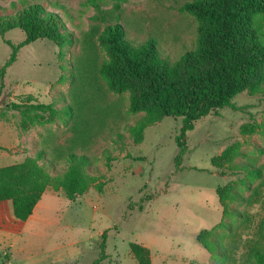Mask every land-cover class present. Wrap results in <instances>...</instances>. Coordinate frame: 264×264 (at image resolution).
Here are the masks:
<instances>
[{
    "label": "rangeland",
    "instance_id": "1",
    "mask_svg": "<svg viewBox=\"0 0 264 264\" xmlns=\"http://www.w3.org/2000/svg\"><path fill=\"white\" fill-rule=\"evenodd\" d=\"M191 1L0 0V16L41 5L58 15L73 39L63 47L45 39L32 42L0 72V167L42 151L38 163L51 176L60 175L72 149L88 159L93 177L89 190L74 201L60 189L47 188L44 194L52 198L46 225L38 222L43 211L36 210V221L25 229L0 204V264H94L104 232L105 258L97 264H139L130 243L148 250L149 264H242L247 240L258 239L264 248V234L257 235L264 186L259 202L240 200L253 199L260 183L244 167L264 172V94L243 91L231 100L237 109L224 107L196 121L177 169L174 138L182 118H164L140 131L146 114L130 112V93L109 91L99 72L108 57L98 37L117 18L128 40L139 44L152 37L171 60L195 49L198 23L181 11ZM257 21L264 28V19ZM24 38L18 29L0 38V70L11 53L5 41L16 45ZM30 100L51 104L59 114L13 110V103ZM67 105L74 107V116L66 113ZM218 188L234 193L235 200L220 203ZM223 208L233 214L225 223L234 238L226 228L216 237L222 247L237 245L238 263L211 256L196 241L200 231L221 221Z\"/></svg>",
    "mask_w": 264,
    "mask_h": 264
},
{
    "label": "trees",
    "instance_id": "2",
    "mask_svg": "<svg viewBox=\"0 0 264 264\" xmlns=\"http://www.w3.org/2000/svg\"><path fill=\"white\" fill-rule=\"evenodd\" d=\"M95 7L101 14V23H105L100 7L96 4ZM181 11L198 23L197 38L196 48L184 52L177 60L163 56L157 40L152 37L139 44L128 40L120 18L104 26L98 37L108 57L101 63L99 72L106 79L109 91L130 93V112L146 114L140 131L164 118H182L174 138L178 147L174 158L177 169L187 150V133L193 130L196 121L224 107L237 109L231 100L243 91L264 94V28L257 21L264 19V0H193L184 3ZM14 29L23 32L25 38L16 45L5 41L11 53L0 72L15 62L21 48L37 40L45 39L58 47L73 44L72 36L65 31L58 15L39 4H28L11 15L0 16V38ZM32 102L13 103L12 107L51 118L59 114L51 104ZM74 112V107L66 106L69 116H74ZM43 156L40 151L34 158L0 167V202L10 201L13 215L19 221L24 222L33 214L47 188L60 189L68 200L74 201L83 196L93 182L87 172L88 159L72 149L65 153L66 169L60 175L51 176L38 163ZM244 170L249 177L260 179L253 199L240 197L249 205L261 199L259 187L264 186V172L255 167H244ZM216 194L220 203L228 198L235 200L234 193L226 195L219 188ZM229 216H233L231 210L223 208L221 221L213 228L200 231L196 241L211 256L238 263L234 256L237 245L222 247L216 237L218 230L226 228L233 232L234 238V229L225 223ZM237 216L242 217V214ZM262 234L264 218L257 227V235ZM105 239L104 232L100 255L94 264L105 258ZM245 246L247 251L242 264H264V248L258 239L247 240ZM129 248L139 264H149L146 248L136 243H130Z\"/></svg>",
    "mask_w": 264,
    "mask_h": 264
},
{
    "label": "crops",
    "instance_id": "3",
    "mask_svg": "<svg viewBox=\"0 0 264 264\" xmlns=\"http://www.w3.org/2000/svg\"><path fill=\"white\" fill-rule=\"evenodd\" d=\"M44 198H46V199H44ZM50 198H52V196L49 193H45L43 195V199H41L40 202L36 205V207L33 211V214L26 221L23 222V224H24L23 228L26 229L27 227L28 228L31 227L30 225H32L34 223V221H36V220H34V213L36 210H39L41 212L43 211V213L41 214L42 218L38 222H40L41 224L43 223L44 225L48 224V219L46 218V215L48 213V209H47L46 204H48L47 201ZM0 204H6L5 208L8 209L9 212L12 211V204L10 201H3ZM12 213H13V211H12Z\"/></svg>",
    "mask_w": 264,
    "mask_h": 264
}]
</instances>
